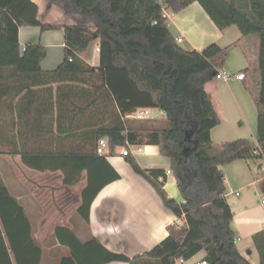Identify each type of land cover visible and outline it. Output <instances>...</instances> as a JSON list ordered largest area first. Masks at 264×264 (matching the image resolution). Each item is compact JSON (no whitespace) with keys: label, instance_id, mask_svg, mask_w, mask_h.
<instances>
[{"label":"trees","instance_id":"1","mask_svg":"<svg viewBox=\"0 0 264 264\" xmlns=\"http://www.w3.org/2000/svg\"><path fill=\"white\" fill-rule=\"evenodd\" d=\"M47 1V12L57 5L74 24L44 23L45 14L33 0H0V155L20 156L24 166L37 172L82 163L89 158L87 146L72 151L63 142L72 130L83 129L61 128L83 121L82 115L98 106L93 94H103L111 109L109 122L102 121L94 136L84 133V139H107L111 156L118 147L138 145L147 134L170 160L182 196L178 201L167 194V171L142 169L127 156L134 172L152 184L181 223L169 226L165 240L133 258L107 250L96 239L81 244L73 236L70 257L61 264H176L200 252L206 253L207 264H252L236 246L222 167L239 160L264 162V0H245V6L235 0ZM195 2L220 31L237 26L243 37L260 38L257 66L241 73L249 77L246 89L256 104L257 145L248 139L213 143L211 132L221 118L205 85L217 78L235 44L186 50L162 18V4L178 14ZM21 27L64 29L65 55L56 70H42L47 55L42 44L21 46ZM96 40L98 68L80 57ZM40 109L45 116L38 114ZM138 109H156L165 116L126 119ZM85 170H90L87 162L77 173ZM90 190L89 185L84 194ZM89 209L90 203L80 209L87 221ZM42 255L23 207L0 177V264H41Z\"/></svg>","mask_w":264,"mask_h":264},{"label":"crops","instance_id":"2","mask_svg":"<svg viewBox=\"0 0 264 264\" xmlns=\"http://www.w3.org/2000/svg\"><path fill=\"white\" fill-rule=\"evenodd\" d=\"M33 1L38 4L40 15L45 14L44 23L74 24L59 6L55 5L47 12V0ZM61 18L65 21H61ZM168 23L176 39L183 40L180 45L186 50L202 52L211 44H218L223 48L235 44V47H243V51L245 50L247 68L258 64V40L252 36L243 37L237 26L220 31L197 2L182 12L175 13ZM19 41L23 48L29 43L42 44L46 48L47 55L41 63L43 71L56 70L64 60L63 28L42 31L37 27H21ZM80 57L90 66L98 68L99 40L81 53ZM244 70L230 75L229 80L238 91L242 85L246 88L250 81L248 76L243 81L237 79ZM218 81L222 80L216 78L205 85L217 112L221 94ZM226 86L232 90V85L228 83ZM95 97L99 99L98 106L95 105L93 110L83 114V121L74 122L69 128H61L83 129L72 130L71 137L63 142L64 147L72 151L80 146H87L89 158L82 163L78 160L71 161L64 170L37 172L24 166L20 156L0 155V177L30 221L34 238L43 251L41 264H61L64 258L70 257L68 245L75 243L73 236L81 244L96 239L107 250L133 258L150 251L165 240L169 235V226L181 223L163 204L152 184L134 172L127 157L117 153L119 147L113 155L101 156L96 152L98 142L84 139V133L94 136L102 126V121L108 123L110 119L108 99L103 94H93V98ZM38 114L45 116V111L40 109ZM133 114L126 119L140 120L134 118ZM164 116L165 113L161 111L153 115V109H149L147 118L162 120ZM53 129L57 127L54 126ZM216 134L217 129L214 128L211 136L215 146ZM138 141V145L125 147L130 156L135 158L142 169L167 171V194L182 201L171 173L170 160L160 154L157 146L150 144L147 134H142ZM226 142L231 141L224 140L222 144ZM252 143L257 145L256 135ZM134 147L136 150H132ZM84 162L89 164L90 170L77 173L80 164ZM263 165L261 162L239 160L222 167L226 178V200L234 214L232 228L236 234V246L239 253L252 264H264V177L254 178V172L261 170ZM117 175L118 179L115 178ZM89 185L91 190L84 194ZM92 188L100 190L94 194ZM86 203H90L88 221L80 210ZM205 257L206 253L200 252L190 260L178 261L176 264H202Z\"/></svg>","mask_w":264,"mask_h":264},{"label":"rangeland","instance_id":"3","mask_svg":"<svg viewBox=\"0 0 264 264\" xmlns=\"http://www.w3.org/2000/svg\"><path fill=\"white\" fill-rule=\"evenodd\" d=\"M231 2L232 0H227ZM236 3L245 6V0H235ZM62 19V18H61ZM60 21V19H59ZM61 21H65L62 19ZM69 21V20H68ZM259 42L258 54L260 52V38L252 36ZM245 51V50H244ZM243 47H232L229 50V56L225 61L221 72L223 74L231 75L233 72L238 73L240 70L247 68L246 56ZM247 79V78H246ZM232 85L229 90L226 85ZM221 87V94L218 101V110L221 118V124L216 127L217 134L215 136L217 146H221L224 140L235 141L238 139H249L253 142L255 140L256 129L258 125V116L256 104L252 93L243 85L239 88L233 87V83L228 80L218 81ZM158 110L153 109V115L158 114ZM126 148L119 147L117 153H122ZM136 150V148H132ZM264 177V165L261 170L254 172V178ZM48 248V247H46Z\"/></svg>","mask_w":264,"mask_h":264},{"label":"built area","instance_id":"4","mask_svg":"<svg viewBox=\"0 0 264 264\" xmlns=\"http://www.w3.org/2000/svg\"><path fill=\"white\" fill-rule=\"evenodd\" d=\"M175 16V12L168 8L167 5L162 4V18L167 20L168 22L172 20ZM178 44H181L183 40L181 38L177 39ZM231 78L230 75L219 73L217 76L218 80H225L228 81ZM237 79L240 81L246 80V77L243 74H239ZM134 118L136 119H146L149 116V109H138L133 114ZM96 152L98 155L107 156L110 153V145L107 139H100L97 144ZM256 155L260 154V151L255 152ZM122 156L127 157L130 156V152L128 149H125L122 152ZM264 163V162H263ZM170 174V172H169ZM262 203L264 204V196L262 197ZM202 264H207L203 262Z\"/></svg>","mask_w":264,"mask_h":264}]
</instances>
